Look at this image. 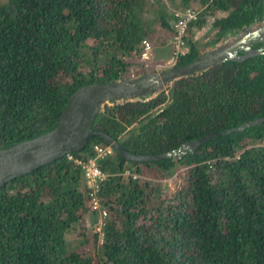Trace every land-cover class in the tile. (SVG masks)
Instances as JSON below:
<instances>
[{
  "label": "trees",
  "instance_id": "16d2710c",
  "mask_svg": "<svg viewBox=\"0 0 264 264\" xmlns=\"http://www.w3.org/2000/svg\"><path fill=\"white\" fill-rule=\"evenodd\" d=\"M193 2L203 9L173 66L201 52L189 32L206 14L225 13L213 18L206 45L264 18V0L179 1ZM148 4L0 2V148L52 129L78 87L142 69L141 41L157 27L173 36L172 13ZM260 117L264 54L215 64L147 100L105 104L92 127L129 152L153 155ZM95 145L107 144L90 137L82 150L0 188V264H264V122L178 159L128 161L116 151L97 158L107 174L96 187L104 219L92 211L93 188L75 162L94 158ZM72 230L75 247L66 240Z\"/></svg>",
  "mask_w": 264,
  "mask_h": 264
},
{
  "label": "water",
  "instance_id": "95a60500",
  "mask_svg": "<svg viewBox=\"0 0 264 264\" xmlns=\"http://www.w3.org/2000/svg\"><path fill=\"white\" fill-rule=\"evenodd\" d=\"M263 37L264 19L243 26L236 34L227 35L224 40L221 39L214 46L200 52L190 62L161 71L106 82L95 81L78 87L68 96L57 123L52 129L0 148V188L11 179L31 173L70 152L82 150L88 144L89 138L93 136L102 139L128 161L146 162L171 157L178 159L213 138L231 132L238 133L249 126L264 122V117L249 120L238 127L207 133L196 140L182 144L178 149L153 155L129 152L109 133L92 127L95 116L105 104L147 100L164 91L174 81L185 76L196 75L215 64L226 60L242 62L250 57L264 54V46L251 47L252 42ZM240 50H243L244 54H238Z\"/></svg>",
  "mask_w": 264,
  "mask_h": 264
},
{
  "label": "rangeland",
  "instance_id": "374dc122",
  "mask_svg": "<svg viewBox=\"0 0 264 264\" xmlns=\"http://www.w3.org/2000/svg\"><path fill=\"white\" fill-rule=\"evenodd\" d=\"M3 0H0L2 2ZM181 0H149V4L147 5L148 9L157 10L160 8L162 10H165V14H168L169 12L172 13L173 9L177 8H183V7H194L198 13L203 9L202 6H199L197 2L190 3L187 6H183L179 3ZM223 14L222 12H217L213 16V14H206L205 19H207L201 27H197L196 25L193 26L191 32H189V37L194 40L195 42L198 41V46L202 50V48L205 45L206 41H210V39L215 35V29L212 27V21L213 18L221 17ZM159 28V30H157ZM148 39V38H147ZM170 40L167 41V40ZM233 39V38H231ZM153 47L152 53L153 56L149 60H142L141 57L138 59V63L142 64L141 68H133L131 72L129 73L130 76H136L142 73H150L155 71H161L164 69H168L172 67L173 62V36L172 32L170 33L168 30L162 29L160 27L156 28V31L152 38L148 39ZM154 45H156L154 47ZM207 46V45H206ZM202 52V51H201ZM125 76V77H130ZM129 167L134 168L133 165L128 164ZM170 187H175L176 185L172 180L169 181ZM77 230H72L66 235V240L70 244V247H75L79 245L80 238L77 234Z\"/></svg>",
  "mask_w": 264,
  "mask_h": 264
},
{
  "label": "built area",
  "instance_id": "2783aa9c",
  "mask_svg": "<svg viewBox=\"0 0 264 264\" xmlns=\"http://www.w3.org/2000/svg\"><path fill=\"white\" fill-rule=\"evenodd\" d=\"M172 17H173V66L177 62V58L180 55H183L188 51V46L186 44V36L188 34V27L189 24L195 21L198 17V11L191 6L177 8L172 10ZM153 47L151 42L148 39H143L141 41V59L142 60H149L152 58ZM94 151L96 153L94 158H90L88 161L83 162L81 160L75 159V162L81 165L84 171V177L86 180L91 184L93 191L91 193V209L92 211L96 212L99 215L100 219H104L106 216V211L102 209L100 204L99 198L96 195V187L97 185L103 181L107 174L103 172L97 165V158L112 155L114 153V149L109 146H101L95 145ZM70 157V156H69ZM71 158V157H70ZM129 173V171H126ZM136 175H134L135 177ZM102 221H99L98 230L101 229Z\"/></svg>",
  "mask_w": 264,
  "mask_h": 264
},
{
  "label": "flooded vegetation",
  "instance_id": "af4514ba",
  "mask_svg": "<svg viewBox=\"0 0 264 264\" xmlns=\"http://www.w3.org/2000/svg\"><path fill=\"white\" fill-rule=\"evenodd\" d=\"M264 19V18H263ZM236 34V33H235ZM228 35H230V34H228ZM225 37H227V36H225ZM225 37H223L222 39L224 40L225 39ZM222 40V41H223ZM206 42H208V41H206ZM206 42H205V45H204V47L202 48V50H200V51H204V50H207L208 48H210V47H212V46H214L215 44H212V45H207L206 46ZM219 42V41H218ZM264 46V37L262 38V39H258V40H256V41H254V42H252L251 43V47L252 48H259V47H263ZM238 54H244V51L243 50H240V51H238L237 52Z\"/></svg>",
  "mask_w": 264,
  "mask_h": 264
},
{
  "label": "crops",
  "instance_id": "0c3cea01",
  "mask_svg": "<svg viewBox=\"0 0 264 264\" xmlns=\"http://www.w3.org/2000/svg\"><path fill=\"white\" fill-rule=\"evenodd\" d=\"M167 41H169L170 42V40L168 39ZM156 45H154V47H155Z\"/></svg>",
  "mask_w": 264,
  "mask_h": 264
},
{
  "label": "bare ground",
  "instance_id": "6f19581e",
  "mask_svg": "<svg viewBox=\"0 0 264 264\" xmlns=\"http://www.w3.org/2000/svg\"><path fill=\"white\" fill-rule=\"evenodd\" d=\"M229 41H231V40H229ZM233 41V40H232Z\"/></svg>",
  "mask_w": 264,
  "mask_h": 264
}]
</instances>
